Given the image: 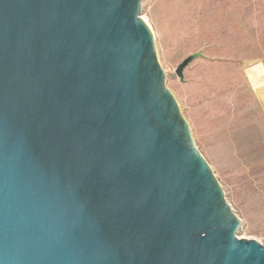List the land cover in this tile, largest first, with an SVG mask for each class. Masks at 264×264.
Here are the masks:
<instances>
[{
	"label": "water",
	"instance_id": "obj_1",
	"mask_svg": "<svg viewBox=\"0 0 264 264\" xmlns=\"http://www.w3.org/2000/svg\"><path fill=\"white\" fill-rule=\"evenodd\" d=\"M142 1L0 0V264H264Z\"/></svg>",
	"mask_w": 264,
	"mask_h": 264
},
{
	"label": "rangeland",
	"instance_id": "obj_2",
	"mask_svg": "<svg viewBox=\"0 0 264 264\" xmlns=\"http://www.w3.org/2000/svg\"><path fill=\"white\" fill-rule=\"evenodd\" d=\"M142 17L238 236L264 244V0H143Z\"/></svg>",
	"mask_w": 264,
	"mask_h": 264
}]
</instances>
